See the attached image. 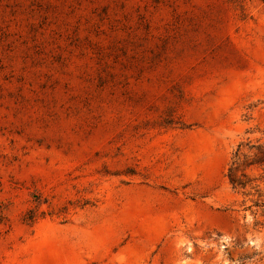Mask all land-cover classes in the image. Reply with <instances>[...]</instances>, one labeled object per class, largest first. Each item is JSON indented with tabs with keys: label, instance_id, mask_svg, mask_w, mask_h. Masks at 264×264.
I'll use <instances>...</instances> for the list:
<instances>
[{
	"label": "rangeland",
	"instance_id": "1",
	"mask_svg": "<svg viewBox=\"0 0 264 264\" xmlns=\"http://www.w3.org/2000/svg\"><path fill=\"white\" fill-rule=\"evenodd\" d=\"M258 151L263 1L0 0V264H264Z\"/></svg>",
	"mask_w": 264,
	"mask_h": 264
},
{
	"label": "trees",
	"instance_id": "2",
	"mask_svg": "<svg viewBox=\"0 0 264 264\" xmlns=\"http://www.w3.org/2000/svg\"><path fill=\"white\" fill-rule=\"evenodd\" d=\"M264 2V0H261ZM242 145H239L238 149H237V152L235 153V156L234 158L237 159L238 158V155H239V152H240V149H241ZM247 157V156H246ZM255 158L257 160L256 164H259L261 166L264 165V151H258V153H255ZM247 162V161H246ZM253 163H248L247 167H250L252 166ZM241 165H239L237 163L236 160H234L230 167H229V170H228V174H227V177L229 179V182L230 184L232 185V187L234 189H238V188H242V189H245L246 188V183L243 181L242 177H245V173H244V170H241ZM243 172L240 176H238V172Z\"/></svg>",
	"mask_w": 264,
	"mask_h": 264
},
{
	"label": "crops",
	"instance_id": "3",
	"mask_svg": "<svg viewBox=\"0 0 264 264\" xmlns=\"http://www.w3.org/2000/svg\"><path fill=\"white\" fill-rule=\"evenodd\" d=\"M194 170H197L199 172V180H208V179H214L215 175L214 173H217V168L213 164V161L211 159H204L203 161L199 162L198 166L192 167ZM188 168V169H192ZM179 169H183L182 167H179Z\"/></svg>",
	"mask_w": 264,
	"mask_h": 264
}]
</instances>
